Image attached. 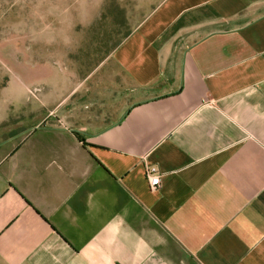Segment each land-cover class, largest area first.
Segmentation results:
<instances>
[{
  "label": "crops",
  "instance_id": "obj_1",
  "mask_svg": "<svg viewBox=\"0 0 264 264\" xmlns=\"http://www.w3.org/2000/svg\"><path fill=\"white\" fill-rule=\"evenodd\" d=\"M87 78L0 108V264H264V0H161Z\"/></svg>",
  "mask_w": 264,
  "mask_h": 264
},
{
  "label": "rangeland",
  "instance_id": "obj_2",
  "mask_svg": "<svg viewBox=\"0 0 264 264\" xmlns=\"http://www.w3.org/2000/svg\"><path fill=\"white\" fill-rule=\"evenodd\" d=\"M160 1L0 0V108L49 87L87 85L90 73Z\"/></svg>",
  "mask_w": 264,
  "mask_h": 264
},
{
  "label": "built area",
  "instance_id": "obj_3",
  "mask_svg": "<svg viewBox=\"0 0 264 264\" xmlns=\"http://www.w3.org/2000/svg\"><path fill=\"white\" fill-rule=\"evenodd\" d=\"M145 177L151 189H155L160 183V176L154 166L146 167Z\"/></svg>",
  "mask_w": 264,
  "mask_h": 264
},
{
  "label": "trees",
  "instance_id": "obj_4",
  "mask_svg": "<svg viewBox=\"0 0 264 264\" xmlns=\"http://www.w3.org/2000/svg\"><path fill=\"white\" fill-rule=\"evenodd\" d=\"M130 31H131V30H128V31L125 33L124 37L127 36V35L130 33ZM124 37H123V38H124ZM123 38H122V39H123ZM120 41H121V40H120ZM120 41H119V42H120ZM119 42H118V43H119ZM118 43H117V44H118ZM117 44H116L115 46H117ZM115 46H114V48H115Z\"/></svg>",
  "mask_w": 264,
  "mask_h": 264
}]
</instances>
